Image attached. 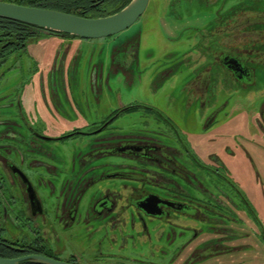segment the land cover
<instances>
[{"label":"flooded vegetation","instance_id":"obj_1","mask_svg":"<svg viewBox=\"0 0 264 264\" xmlns=\"http://www.w3.org/2000/svg\"><path fill=\"white\" fill-rule=\"evenodd\" d=\"M253 2L256 7L223 14L219 9L202 29L171 34L178 43L174 59L152 80L156 89L161 75L189 79L184 87L203 106L205 127L216 123L231 99L253 93V107L239 101L235 110L239 119L264 130V89L254 87L258 70L264 71V0ZM33 31L31 40L41 33L77 37ZM56 41L64 46L66 40ZM142 41L140 32L121 40L118 49L111 46L106 75L102 61L80 72L78 53L69 55L71 40L64 58L56 55L46 73H15L18 86L10 102L1 94L6 103L0 104V257L43 255L70 264H225L227 257L236 262L253 250L238 247V239L250 233L234 227L249 220L237 200L264 239V223L221 153L194 152L173 119L153 103H104L113 72L128 78L139 70ZM26 50L0 46V68ZM137 114L147 117L144 127L130 131L128 121L135 123L130 118ZM234 142L223 143L228 157L236 156ZM243 143L235 142L260 179ZM196 222L209 224L207 237Z\"/></svg>","mask_w":264,"mask_h":264},{"label":"rangeland","instance_id":"obj_2","mask_svg":"<svg viewBox=\"0 0 264 264\" xmlns=\"http://www.w3.org/2000/svg\"><path fill=\"white\" fill-rule=\"evenodd\" d=\"M175 6L176 4L171 3V0H150L146 12L131 27L110 37L88 39L66 36L62 39L46 33L37 35L27 45L23 58L18 59L14 55L9 62L7 61L8 63H5V66L0 68V73L7 72L4 75H0V96L3 94L4 99L10 102L15 88L18 86L15 73L24 74L40 71L46 73L50 70L49 68L56 55H58L59 60L64 58L63 52L68 49L67 44L71 40L73 41V46L69 55L73 56L74 53H78L76 56L77 62L83 63L80 66V72H87L88 66H90L89 63L93 62L95 64L102 61L105 63V74L108 75V71H110L108 65L112 50L111 46H113V50L118 49L121 40L141 32L143 33V41L140 50L139 70L134 76H129L128 78L122 72H113L111 77L112 88L109 91L105 90L104 103L114 108L122 103H127L128 100L138 99L153 103L173 119L178 126L181 138L188 146L193 148L194 152L203 157L211 153H221L235 168L234 175L239 185L264 223V130L255 129L253 124L246 123V120H242L245 118L244 116L239 119V113L235 110L239 101H241L243 108L253 107L257 100V98L252 96L253 93L250 95L243 93L237 102L235 100L233 102V99H231L226 111L221 113L216 123L213 126L205 127L203 106L198 100H191L192 96L189 95L188 90H185L184 83L189 79L185 80L186 77L181 76L179 78L175 76L165 78L161 75V77L156 79L158 88L153 89L152 85V80L158 76V72L170 66L171 63L168 62L174 59L172 53L178 49V43L171 42L174 39L171 34H179L181 31L183 33V30L187 27L198 26L199 29H202L203 26H208L212 21H215L219 9H221L223 14L225 11L227 13L229 8L232 7H256L257 3H254L253 0H181L180 5ZM173 9L178 10L173 11ZM175 14H178L179 17L175 16ZM56 40H66L64 41L65 45H59ZM108 41L109 44H107ZM199 48L202 49L201 46ZM260 71L259 69L255 79L257 84L255 83L254 87H259L263 90L264 71H261V73ZM260 93L264 94V92ZM6 101L0 100V104L6 103ZM1 112L2 109H0V114ZM146 118V116L142 118L138 114L137 117H131V120L135 119V123L128 121V130H140L144 127ZM141 119L143 120L141 121ZM153 120L157 122L151 118L149 122L153 123L150 125L155 124ZM223 122L224 124L218 127V124ZM162 126L164 124L161 123L160 127ZM250 137H254L250 139V142L245 139ZM178 139L176 136L173 137L176 143H179ZM234 140L238 144L243 141V144L248 147L259 167L260 179H258L257 173L252 166L251 159L240 149V144L238 146H236L235 142L231 144L234 145L233 148L236 150L235 158L229 156L232 158L230 159L228 153H226L227 151L223 150L224 142L232 143ZM236 203L241 207L243 213L249 217V220H247L249 222H239L235 226L230 223L229 226H234L236 232H249L248 237L240 238V240L237 238L238 242L242 241L238 247L241 248L244 244H248L247 248L253 250L245 252L247 255H244L245 253L242 255L241 251L240 255H242V258L236 262L227 257L225 264H264V252L262 251L264 249V239L259 233L258 225L250 218L249 215L251 214L247 211L245 204L239 200ZM223 221L225 225L229 224L228 219H223ZM196 223L205 233V237H207L208 233L211 232L209 224L204 222ZM241 249L243 250V248ZM251 254H255L256 258L252 257ZM253 259L256 261L253 262Z\"/></svg>","mask_w":264,"mask_h":264},{"label":"water","instance_id":"obj_3","mask_svg":"<svg viewBox=\"0 0 264 264\" xmlns=\"http://www.w3.org/2000/svg\"><path fill=\"white\" fill-rule=\"evenodd\" d=\"M150 0H132L119 12L102 17H83L60 10L21 5L0 0V17L21 21L40 29L58 31L80 38H104L131 27L147 10ZM70 264L43 255L10 259L0 257V264Z\"/></svg>","mask_w":264,"mask_h":264},{"label":"trees","instance_id":"obj_4","mask_svg":"<svg viewBox=\"0 0 264 264\" xmlns=\"http://www.w3.org/2000/svg\"><path fill=\"white\" fill-rule=\"evenodd\" d=\"M21 5L64 11L83 17H102L115 14L132 0H3ZM98 3V4H97ZM97 4V5H96ZM38 27L0 17V46L4 50H23ZM3 56V55H2Z\"/></svg>","mask_w":264,"mask_h":264}]
</instances>
